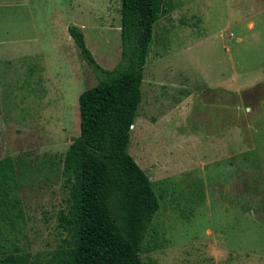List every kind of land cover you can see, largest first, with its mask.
I'll list each match as a JSON object with an SVG mask.
<instances>
[{"label": "rangeland", "instance_id": "1", "mask_svg": "<svg viewBox=\"0 0 264 264\" xmlns=\"http://www.w3.org/2000/svg\"><path fill=\"white\" fill-rule=\"evenodd\" d=\"M129 152L160 210L143 264H264V0H162ZM122 64L121 0H0V160L22 163L24 220L5 238L42 259L61 243L57 166L79 96ZM5 248L10 242L1 241Z\"/></svg>", "mask_w": 264, "mask_h": 264}, {"label": "trees", "instance_id": "2", "mask_svg": "<svg viewBox=\"0 0 264 264\" xmlns=\"http://www.w3.org/2000/svg\"><path fill=\"white\" fill-rule=\"evenodd\" d=\"M162 3L121 0L122 64L117 69L97 64L82 30L68 28L83 59L102 79L79 96L80 136L57 166L67 192L66 207L57 215L64 237L42 259L6 239L0 227V264H143L141 245L160 201L129 146ZM21 168L12 157L0 160V223L12 229L24 220ZM2 240L10 242L9 248Z\"/></svg>", "mask_w": 264, "mask_h": 264}]
</instances>
